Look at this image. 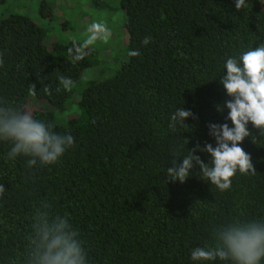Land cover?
Masks as SVG:
<instances>
[{"label": "trees", "instance_id": "obj_1", "mask_svg": "<svg viewBox=\"0 0 264 264\" xmlns=\"http://www.w3.org/2000/svg\"><path fill=\"white\" fill-rule=\"evenodd\" d=\"M125 10L128 49L140 55L80 93L78 83L95 65V52L76 62L64 44L48 42L46 30L28 15L0 18V100L32 111L74 146L54 165L28 167L29 157L7 158L0 141V264H24L32 216L41 202L66 217L85 249L86 264H194L191 251L214 243V229L233 221L264 220V136L239 145L252 157L255 175L232 178L221 192L202 180L199 167L181 184L168 181L175 153L215 140L210 123L222 124L228 99L219 83L226 59L264 43V0H119ZM145 37L151 43L144 46ZM72 78L57 93L58 76ZM37 95H29V86ZM49 85L52 95L43 92ZM41 104V105H40ZM73 114L57 121V113ZM196 119L169 128L178 108ZM254 139V142H253ZM196 155L207 163L209 154ZM203 264H229L219 259ZM260 264H264L262 258Z\"/></svg>", "mask_w": 264, "mask_h": 264}, {"label": "clouds", "instance_id": "obj_2", "mask_svg": "<svg viewBox=\"0 0 264 264\" xmlns=\"http://www.w3.org/2000/svg\"><path fill=\"white\" fill-rule=\"evenodd\" d=\"M234 3L237 11L247 8L246 0H234ZM111 35L104 21L93 20L87 26L82 41L71 38L68 55L72 61L78 62L94 50L97 42L107 44ZM151 42L150 37H145L141 43L146 46ZM127 54L136 57L140 52L130 50ZM225 69L226 75H221L219 83L228 99L217 106V111L223 113L226 108L225 120H230L233 126L230 127L227 122L210 123L209 135L215 140V147L211 143H205L203 147L197 143L186 156H182V163L176 159L181 155L175 153L171 167H167L168 181L183 184L190 177L191 170L198 166L202 180L224 192L231 189L232 178L237 172L255 175L252 157L239 145L252 135L249 123L259 136H264V43L227 58ZM57 79L60 85L55 89L57 93L61 88L64 91L72 90L74 81L71 77L59 75ZM43 92L47 96L52 95L49 85L43 86ZM29 95H37L34 84L29 86ZM189 117L197 118L190 110L178 108L171 116L169 128L174 131L177 124L186 125L185 120ZM54 129L53 123L36 119L31 110L0 100V141L12 145L7 153L8 159L29 157V168L38 162L42 167L58 163L65 152L74 146L75 140L71 134H60ZM197 151L209 154V161L205 163L195 154ZM5 190L4 184H0V196ZM212 238L213 244L191 251L194 264L217 259L229 264H260L264 258V220L230 222L214 229ZM24 264H86L85 249L78 231L73 229L66 217L53 213L51 205L46 202H41L32 216Z\"/></svg>", "mask_w": 264, "mask_h": 264}, {"label": "rangeland", "instance_id": "obj_3", "mask_svg": "<svg viewBox=\"0 0 264 264\" xmlns=\"http://www.w3.org/2000/svg\"><path fill=\"white\" fill-rule=\"evenodd\" d=\"M11 13L28 15L46 30L48 42L64 44L71 42L72 37L82 41L93 20L108 25L112 32L109 42L93 46L97 63L76 83L77 93L112 76L128 60L127 16L119 0H0V18ZM74 110L76 106L72 105L68 112L57 113V121L64 123Z\"/></svg>", "mask_w": 264, "mask_h": 264}]
</instances>
